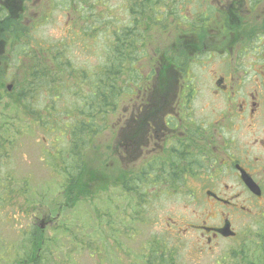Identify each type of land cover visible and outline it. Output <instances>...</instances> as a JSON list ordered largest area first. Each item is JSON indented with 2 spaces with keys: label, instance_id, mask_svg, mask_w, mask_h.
<instances>
[{
  "label": "rangeland",
  "instance_id": "obj_1",
  "mask_svg": "<svg viewBox=\"0 0 264 264\" xmlns=\"http://www.w3.org/2000/svg\"><path fill=\"white\" fill-rule=\"evenodd\" d=\"M133 1L135 0H61V4L60 0H57L56 6L45 17L43 15V8H45L44 0H36L35 26L33 29L25 32V34H30V49L41 50L48 44L52 46L56 44L59 46L61 44V49H63L62 60L71 66L73 72L70 73V71L65 70L64 73L57 74L52 79L55 82L50 81L51 83L48 84L50 87L57 85L60 80L64 81V85L60 86L62 89L60 90L59 88L57 93L49 91L48 85L43 83L41 84L40 90L34 91L25 103H19V105H7L10 101L0 96L2 98L0 99V110H2V115L0 114V141H3V139L8 140V145L3 150V154L7 156L0 158V160H2V164L4 163L2 173L11 175L10 178L5 179L4 187L8 186L14 194L19 195L23 182H26L28 185V194L31 196L29 198L34 199L35 202H43V204L38 203L36 205L33 203L31 208H33L34 212L29 211L23 215L20 213V209H17L19 204L17 206L15 205V210L14 207L13 209L11 207L3 208V205L0 203V237L4 236L3 238L10 246L8 248V264H14L16 253L11 244L14 241L20 243L18 233H22L23 230L28 231V229L33 227L38 228V220H40L41 216L36 214L34 217V213H38V208L42 213H45L44 216L55 217L50 228L45 229L44 233L46 235L55 237L54 230L56 228L62 229L63 226L72 227L71 230L66 228V234H60L58 236L55 245L62 246L60 251L62 255L69 253L70 258H72L70 261L73 264H95V261L93 262L94 256L89 259L88 253L84 249L87 240L85 235L90 229L96 232L98 239L103 238L116 244L117 248L115 250L111 249L108 255V260L111 264H148L147 258L150 256L149 248L153 245L157 249H160L161 239L169 240V243L173 244V247L179 250V264H216V258L221 254L220 251L214 255L208 248V252H200L202 242L204 243L205 240L203 239V241L199 237L200 233L194 229V231L187 234L186 227L187 225H200L205 218L198 216L192 211L191 207H189V202H187L188 199L183 196V192L178 194L175 191L174 196L164 197V194H169L168 188L165 185L158 187L148 185L145 188L142 187L145 190V198L140 197L139 199L144 198L146 202L142 207L137 206V198L130 193L131 210H128L126 206V203H128L127 198L120 194L118 192L120 190L118 189L111 192L107 190L99 192L98 196L95 197L96 199L86 200L77 208L60 209V205H64L65 202L61 196L62 186L68 179V176L62 170L70 165L73 159L71 158L72 149L70 147L72 146L70 143L76 144L82 140L84 146L78 151L83 161L81 162V167L86 166L85 171L92 176L95 172V165L98 163L100 157L109 162V152L106 149V146L109 145V115L104 117L100 116L99 119L91 118V121L87 122L89 126L92 124L99 126L103 124L106 126L103 131L101 130L93 138L92 141L96 144V148L91 146L92 150H90L87 147L88 142L86 141L88 136L85 134L90 132L89 128H87L88 125L85 124V130H76L82 121L85 122L84 117L78 116L76 119H69L63 114L64 110L71 107L70 103H74L76 107H81L83 95L77 96L75 94L85 89V84L82 81V73H86V80L90 79V74L96 65L99 64L98 57H100V61L106 58V46L111 43V41H107L108 39H106L107 36L105 34L108 32L107 30H102L99 38L95 35L85 37L72 33L80 25L77 8L84 10L81 13L83 17L90 16L88 12L91 6L94 3H98L99 21L101 16H105L102 17L105 18L103 20L110 21L112 27L117 26L120 29V26H127L129 23L130 15L126 10L127 6H130ZM153 1L163 2V0ZM189 1L191 0H184V2ZM179 10L182 14L191 12L190 9L186 10L183 6ZM71 20L73 21L69 25L68 23ZM261 34L256 37L253 35V42L249 45L245 56H242L240 66L237 68V70L241 71V75L237 78V84L241 93L249 90L253 91L255 88L256 83L253 82L255 74L253 72L251 73L250 68L252 58H256L257 56V48L260 51H264V32ZM247 44L245 42V47ZM8 51L9 49H7L6 53H9ZM39 57L41 63H43V56ZM18 58L21 59V62L26 60L25 57L17 55L14 60L15 63ZM226 61L227 59L220 65L217 55H214L212 61L213 76L209 72L194 70L196 73L194 74L193 72L192 80L198 86L199 91L195 101L197 109L201 108L203 110L204 104H213V98L215 99V97L212 96V98L208 93L210 79L212 76L213 83V80L217 76L216 71H220V73L224 71ZM198 66L201 67V64H198ZM23 73H19L18 78L22 79L20 82L26 80ZM244 74H248L247 77H242ZM14 75L15 73L11 69L8 71L1 69L0 82H3V76H6L9 80ZM22 76L23 78H21ZM187 78L189 79L190 77L187 76ZM261 94V99L264 101V93L262 92ZM23 106L26 107L24 108ZM51 106L55 111H51ZM25 111H28V113ZM258 117L264 119V103L259 107L257 116L253 120L251 119V130L247 131L246 128L248 126L244 125L241 127V131L225 133L224 136L230 141L229 145L232 155L236 157L240 156V163L242 162L251 173L261 177L260 175L263 174L261 162H264V159L255 161L254 157L261 154L264 148L258 146L255 148L245 147L244 142L245 137L249 139H260L258 137L259 135L261 140H264L263 125H261ZM223 141L225 144L224 137ZM9 143L12 145L11 147H9ZM76 160H78V156ZM107 165L108 163L105 165L104 171L102 170L103 162H100L97 168L103 173L108 172L109 176L111 170L109 172ZM230 165L227 162L225 166L230 167ZM223 169H226V167L219 168L216 175ZM222 181H224L225 186L221 187ZM222 181L220 179L218 181L209 180L208 185H212L213 190L222 194V196L224 194L229 195L228 193L230 192L239 191L241 193L239 200L241 206L252 207L248 192L239 183L236 184V179L225 177L222 178ZM232 188L233 190L231 191ZM158 194L162 197H156ZM199 197L203 200L206 198L204 191L201 192ZM194 202L196 205H203V202L199 198ZM49 209H52L51 214ZM205 211L206 209L203 208L201 214L208 218V214L204 213ZM111 212L114 216L117 215V219H115L114 224L109 229L107 226L108 217L104 216L102 221L98 222L96 215L101 216L104 213L109 215ZM217 213L225 214L226 208H217ZM56 215H59V217L57 218ZM211 220H207L210 226H215L218 223V221ZM249 223L250 218L242 215L236 220L234 226L240 234L242 232L241 228L244 225L249 227ZM218 241L220 246L229 243L224 240ZM79 243H82V245ZM212 245L218 246L219 244ZM37 254L39 255V251H35V257H37ZM224 259L225 261H229L228 257ZM97 261L99 263L101 260L99 259Z\"/></svg>",
  "mask_w": 264,
  "mask_h": 264
},
{
  "label": "flooded vegetation",
  "instance_id": "obj_2",
  "mask_svg": "<svg viewBox=\"0 0 264 264\" xmlns=\"http://www.w3.org/2000/svg\"><path fill=\"white\" fill-rule=\"evenodd\" d=\"M44 1L48 12L52 0ZM248 1L191 0L181 2L186 10H191L182 14L180 1L174 0L173 5H167L169 17L166 23L154 17L151 21L146 20L139 32L135 33L143 47L138 58L123 65L125 92L109 113V145L106 149L109 152L107 166L109 172L111 170L108 176L111 188L126 190L136 168H140L146 182L156 186L165 185L169 191L183 192L184 195L196 179L197 170L207 169L206 178L218 177L222 181V178L233 175L238 180L240 176L237 170L228 172L229 166H225L228 162V165L236 168L240 159L238 156L233 158L230 141L224 134L242 130L235 121L245 120L247 114L254 116L259 110L258 97L262 102L261 93H264V51L259 48L256 50L253 82L258 86L261 77V90L257 92L255 85L253 91L241 94L238 90L233 91L232 86L245 51L246 38L264 32V6L253 3L248 9ZM35 3L36 0H0V70L11 69L15 73L12 82L3 76L0 96L10 98V101L18 95L12 91L13 78L19 77L20 71L35 69L36 50L30 49V34H25L35 26ZM149 6L158 7L160 3L152 1ZM79 12L81 14L83 9ZM95 12L98 18L97 7ZM259 14H263V17L260 18ZM129 15L127 29L131 24V12ZM92 19L91 29L96 21L94 16ZM151 23L152 26L148 27ZM147 28L148 32L142 35ZM120 30L118 27L111 30L109 40L115 41ZM7 49L9 53H6ZM17 55L25 56L27 65L21 64L19 58L13 64ZM214 55L220 59V65L225 59L227 61L224 71L215 77L212 90ZM132 65L138 75L134 73ZM131 69L132 72L129 71ZM194 70L212 73L209 95L218 97L219 91L228 92L230 99L224 100L221 106L225 107L227 127L222 128L219 122L211 125L213 110L210 104H204L203 110L196 108L199 91L192 80ZM94 131L92 140L97 136ZM219 134L225 138V144L223 138L217 145L214 144V138ZM92 147L96 148L93 141ZM221 167L226 169L220 170L217 175L213 173L214 169ZM248 173L251 174L250 171ZM92 184L95 187L99 181L95 180ZM205 194H209V189L205 190ZM211 236L223 239L216 233Z\"/></svg>",
  "mask_w": 264,
  "mask_h": 264
},
{
  "label": "trees",
  "instance_id": "obj_3",
  "mask_svg": "<svg viewBox=\"0 0 264 264\" xmlns=\"http://www.w3.org/2000/svg\"><path fill=\"white\" fill-rule=\"evenodd\" d=\"M173 1L174 0H163V2L160 3V6L153 8L149 6L152 1L150 2L146 0H135L131 2V5L129 6L131 12V24L129 28L127 29V26H123L118 36H116V38H118L115 41L112 40L111 43L106 46L107 56H105L106 58H103V60L101 61L99 59V64H97L93 69V72L90 74L89 80H86V73H82V81L85 84V89L82 90V92H77L75 94L77 96L83 95L81 99V107H76L74 106V103H70L71 107L63 111V114L66 116V118L69 119H76L78 116L84 117L85 122L82 121L81 125L76 128L77 131L85 130L86 124L88 125L87 128H89L90 132L85 134L89 137L91 136V134L93 135V129L96 131H94L96 135L101 130L103 131L106 128V126L103 124L101 126L97 124H92L89 126L87 122L91 121V118L99 119L100 116L104 117L106 115H109L112 107L120 101L119 99L124 95L125 89V76H122L125 73L123 65H127L130 61L138 58L139 53L143 47L142 41H140V37L136 38L135 33L139 32V30L142 28L141 26L145 23L146 20L150 19L151 21L154 17H157L158 19L164 18V14L160 12L166 10L167 5H173ZM179 1L182 2L181 0ZM96 5L97 3H94V5L91 6L90 11L88 12L90 16H85L84 21H87V19L89 18L92 19L93 16L99 20V18L95 16V10L97 7ZM150 14L152 15L149 16ZM81 17L82 15L79 18ZM102 17L105 16H101L100 18V27L94 26L92 33H90L89 36H92V34L97 36L99 32L101 34L102 30L111 31L109 30L112 28V26L110 25L111 22L108 20H103L105 18ZM149 26H152V23L149 24L148 27ZM126 31L129 34L125 35ZM147 32L148 28L142 33L146 34ZM85 35L88 36L87 33H85ZM138 49L139 51H137ZM59 50L60 48L58 44L53 45V47L47 45L41 50L36 49L37 56L35 70L33 72H24L23 76L26 80L20 82L22 80L20 79V81L17 83L21 87L20 97L17 102L18 105L19 103H25V101L28 100L35 89H37V91L40 90L41 84L44 83L45 85H48L51 82H55L52 81V79L55 78L57 74H62L65 72V70L70 71V73L73 72L71 66H69L67 62H64L62 60L63 56L59 52ZM47 51H53V54L49 55ZM39 56H43L45 64L44 62L41 63ZM133 70L134 73L138 75V72H136L134 68ZM129 71L132 72V69ZM23 76L21 78H23ZM88 82L89 84H87ZM63 85V80H60L57 85H52L51 87L50 85H48L49 91L57 93L59 88L60 90L62 89L60 86ZM1 111L2 110H0V114L2 115ZM51 111H55L52 106ZM25 112L28 113V111ZM87 140L88 138H86V141ZM7 141V139H3V141H0V158H5L7 156L3 154V150H5L6 145H8ZM70 145L72 146L70 147V149H72L71 158L73 159L70 165L66 166L62 170V172L66 174L69 179H67V182L65 184L63 183L62 186L61 196L65 201L62 208H64L65 210L77 208L86 200L96 199L95 197L98 196L99 192L108 190L106 185L109 184L108 172L103 173L100 169L97 168V166H95V172L92 176L85 171L86 166H83V168L81 167V162L83 161L80 158V152L77 151L78 148L80 149L84 146L82 140L80 143H70ZM91 145L92 142L89 141L88 147L90 150H92ZM11 146L12 145L9 143V147ZM77 156L78 160H76ZM1 161L2 160H0V203L3 205V208L11 207L13 209L14 207L16 210V206L19 204V207L17 209H20V213L22 215L29 211L34 212L33 208H31L33 206V203L43 204V202H35L34 199L29 198L30 195L28 194V185L26 182H23V185L20 188L21 193L19 195L14 194L8 186L4 187L5 179L10 178L11 175L2 173L4 163L2 164ZM100 162H103L102 170L104 171L107 160L100 157L98 159V164ZM139 179L140 175L137 180L139 181ZM95 180L99 181V185H96L94 187L92 183ZM21 201L23 202L22 204ZM50 212H52V209H50ZM96 216L98 222L102 221L104 216H107V226L109 228L110 220L112 218L110 214L108 215L104 213L101 216ZM255 219L258 220L256 226L259 228L260 234L256 236L250 234L248 235L245 246H242L241 250L239 251V259L241 263L247 261L248 264H250L251 262L247 258L251 254L255 253L256 251H264V211L255 216ZM66 228L70 230L72 229L71 226H63L62 229L56 228L54 230L55 237L46 235L44 232L39 231L35 227L28 229V231L23 230L22 233H18L20 237V243L14 241V243L11 244L16 253L14 264H73L70 261L72 260V258H70L69 253L66 255H62V253L60 252L62 246L55 245V242L58 240V236L60 234L67 233ZM3 237H0V264H8V248H10V246ZM85 237L87 240L85 242L84 249L89 252V256H94L95 258L101 260L99 261V263L95 262V264H109L108 255L111 250L109 241L103 238L98 239V237H96V232L92 229L87 231ZM9 242H11V240H9ZM79 244L82 245V243ZM35 251H39V255L37 254V257H35ZM229 258L236 259L232 254H229ZM160 261H163V258H160ZM148 263L154 264V259L149 260Z\"/></svg>",
  "mask_w": 264,
  "mask_h": 264
},
{
  "label": "bare ground",
  "instance_id": "obj_4",
  "mask_svg": "<svg viewBox=\"0 0 264 264\" xmlns=\"http://www.w3.org/2000/svg\"><path fill=\"white\" fill-rule=\"evenodd\" d=\"M261 183L264 184V178L261 179ZM250 260V264H264V251H256L251 254L248 258ZM241 264H248L247 261Z\"/></svg>",
  "mask_w": 264,
  "mask_h": 264
}]
</instances>
